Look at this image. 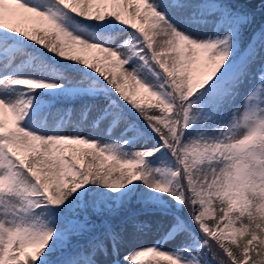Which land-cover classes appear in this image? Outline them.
Segmentation results:
<instances>
[{"label": "snow or ice", "instance_id": "obj_1", "mask_svg": "<svg viewBox=\"0 0 264 264\" xmlns=\"http://www.w3.org/2000/svg\"><path fill=\"white\" fill-rule=\"evenodd\" d=\"M0 264H264V0H0Z\"/></svg>", "mask_w": 264, "mask_h": 264}, {"label": "trees", "instance_id": "obj_2", "mask_svg": "<svg viewBox=\"0 0 264 264\" xmlns=\"http://www.w3.org/2000/svg\"><path fill=\"white\" fill-rule=\"evenodd\" d=\"M251 6H255V4L251 5ZM22 26H24V28H27V29H31L32 28V24L30 22H22L20 23ZM88 55H92L91 53H89ZM147 259V258H146Z\"/></svg>", "mask_w": 264, "mask_h": 264}, {"label": "rangeland", "instance_id": "obj_3", "mask_svg": "<svg viewBox=\"0 0 264 264\" xmlns=\"http://www.w3.org/2000/svg\"><path fill=\"white\" fill-rule=\"evenodd\" d=\"M12 23H13V24H16V21H15V20H13V21H12Z\"/></svg>", "mask_w": 264, "mask_h": 264}]
</instances>
